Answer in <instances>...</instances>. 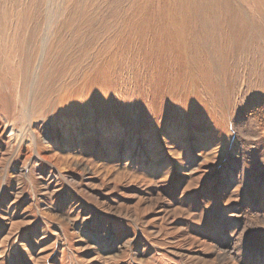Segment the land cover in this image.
Wrapping results in <instances>:
<instances>
[{"label": "rangeland", "instance_id": "rangeland-1", "mask_svg": "<svg viewBox=\"0 0 264 264\" xmlns=\"http://www.w3.org/2000/svg\"><path fill=\"white\" fill-rule=\"evenodd\" d=\"M0 27V264H264V0H0Z\"/></svg>", "mask_w": 264, "mask_h": 264}, {"label": "bare ground", "instance_id": "bare-ground-1", "mask_svg": "<svg viewBox=\"0 0 264 264\" xmlns=\"http://www.w3.org/2000/svg\"><path fill=\"white\" fill-rule=\"evenodd\" d=\"M19 45L20 44L17 35L4 36L2 34V29L0 27V84L2 86L15 87L16 83L19 81V78L23 73L26 77L25 70L24 72L20 73V69L17 68L18 67L17 60L19 59V52H20ZM5 117L7 119V122H4L2 117L0 116V140L7 141L6 145L8 146L7 147L8 150L10 144L14 140L13 137L16 134L14 131L10 130V128L12 129L13 128L12 126L14 127L17 126L18 120L16 116L13 114ZM29 126H32V122L29 124ZM32 132L35 135L34 142L36 144L39 133L37 131H32Z\"/></svg>", "mask_w": 264, "mask_h": 264}]
</instances>
